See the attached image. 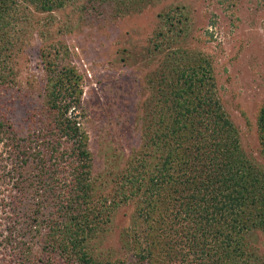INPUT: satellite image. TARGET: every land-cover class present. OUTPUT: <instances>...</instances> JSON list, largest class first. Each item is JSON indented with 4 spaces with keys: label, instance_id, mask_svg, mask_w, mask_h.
I'll list each match as a JSON object with an SVG mask.
<instances>
[{
    "label": "rangeland",
    "instance_id": "obj_1",
    "mask_svg": "<svg viewBox=\"0 0 264 264\" xmlns=\"http://www.w3.org/2000/svg\"><path fill=\"white\" fill-rule=\"evenodd\" d=\"M20 13L26 17L7 35L12 51L0 77V264H83L72 252L79 219L70 216L65 228V217L52 209L58 201L37 210L30 175L19 194L8 174L15 165L33 168L30 147L55 139L45 100L48 80L54 85L60 78L78 81L83 91L69 115L78 116L87 133L93 195L99 197L91 205L94 215L88 213L96 224L76 234L82 252L95 264H201L185 236L195 222L172 209L173 191L210 158L182 147L172 193L148 190L149 176L165 160L156 142L161 126L152 119L169 81L193 101L184 107L192 105L193 119L211 123L223 114L231 121L244 160L264 177V0H66L52 12L30 6ZM203 98L218 100L220 110L200 107ZM144 139L152 140L146 145ZM132 177L140 182L128 183ZM140 184L139 192L130 191L129 185ZM16 196L21 203L15 209ZM145 199L149 205L141 203ZM249 211H241L243 228L252 226L254 214L260 225V212ZM54 220L63 228L53 232ZM241 234L244 253L237 264H264V230Z\"/></svg>",
    "mask_w": 264,
    "mask_h": 264
},
{
    "label": "trees",
    "instance_id": "obj_2",
    "mask_svg": "<svg viewBox=\"0 0 264 264\" xmlns=\"http://www.w3.org/2000/svg\"><path fill=\"white\" fill-rule=\"evenodd\" d=\"M65 2L66 0H11L10 4L9 0H0V77H5L2 75L5 67L4 61L8 58V52L12 51L10 41L6 39L7 35L12 28L21 23L22 18L26 17L20 12L26 11L30 6L52 12L64 6ZM6 49L7 52H4ZM57 80L54 85H52L53 79L48 80L45 100L47 111L50 116H54L53 124H50L53 130L49 133H53L52 136L55 134V139L48 137V146L30 147L34 156L31 161V164H34L33 168L15 165L8 174L12 178V188H15L19 194L23 191L22 181L25 180L22 179L30 175L31 179L27 182L32 181L31 186L35 189L34 192L38 199L35 205L37 210L48 209L49 204L58 201L52 209L54 208L56 214L62 213L65 217V228L72 225L71 217L79 219L76 224L79 229L74 227L72 230V252L79 254L77 256L83 264H95L82 252V245L76 235L79 232L84 233L87 227L91 228L93 224H96L88 220V213L91 212L94 215L96 210H92L91 205L99 198L95 199L93 195L95 186L92 184V172L89 170L91 157L87 133L81 128L78 116L73 117V113L69 115L71 110H76L80 106L83 91L78 81L65 83L61 78ZM166 83L168 87H162V91L159 92L160 113L158 112L159 114L152 119L154 123L158 122L161 126L160 132L156 134L158 137L156 142L160 145V150L163 149L165 160L161 166L159 165L160 170H156L152 173L154 175L149 176L147 186L150 189L148 190L153 189L154 191L157 188L159 194L165 189L173 191L176 175L172 169L174 162L177 163L185 158L182 147H195L198 157L199 154H207L211 163L203 162L200 169L191 172L193 176L190 178L187 176L188 173L183 174L187 177L180 180L183 185L173 191L176 194V201L173 199L172 209L178 207L177 216L183 214V220L190 218L191 222H195L193 228L185 231V236L189 242L188 252L192 251L191 255L194 254L198 259L200 258L201 264H237V258H241L244 253L240 246L243 245L242 230L250 231L253 227L259 226L264 230V177L244 160L243 152L239 151V132L231 121L223 114L221 115L223 120L219 118L211 123L208 119H202L196 115L193 119L192 105L189 104L187 108H184L186 102L193 101H187L184 96L177 93L178 91H174V85L169 81ZM198 104L200 107L208 104L210 111L213 108L217 110L221 106L218 100L212 98L209 100L203 98ZM174 112L176 113L172 116ZM218 115L220 117L219 112ZM170 118L172 122L166 125V121ZM161 128L166 131H161ZM43 131L46 132L44 127ZM145 140L143 141L147 145L152 139ZM27 151L25 150V153ZM194 163L201 164L200 162ZM17 164L20 163L17 162ZM138 169L139 165L135 166L132 171ZM138 182H140L138 177H132L128 181L134 185ZM129 188L130 191L134 189L139 192L141 184L134 188L133 185H129ZM15 199L13 205L16 209L21 200L19 196ZM105 199L102 197L101 201ZM145 202L148 205L150 203L148 199L141 201L143 204ZM104 203L106 202L101 204V208H104ZM245 209L260 212V225L257 216L253 213L255 222L251 224L252 226L247 225L246 228L240 226L242 222L240 214ZM84 210H87L86 214L83 213ZM142 214L149 220L150 213L146 211V207H143ZM54 223L56 226H52L53 232L57 228H63L57 225L56 220ZM231 231L235 233L230 235ZM141 247L139 246V256L144 259ZM149 253L153 255L154 250H150ZM52 260L50 259V262ZM248 263L253 264V262Z\"/></svg>",
    "mask_w": 264,
    "mask_h": 264
}]
</instances>
